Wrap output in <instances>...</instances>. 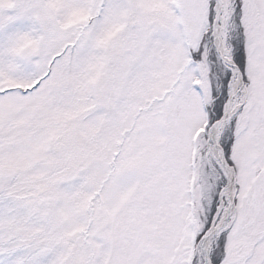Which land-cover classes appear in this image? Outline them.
<instances>
[{"label": "snow or ice", "instance_id": "1", "mask_svg": "<svg viewBox=\"0 0 264 264\" xmlns=\"http://www.w3.org/2000/svg\"><path fill=\"white\" fill-rule=\"evenodd\" d=\"M0 264H264V0H0Z\"/></svg>", "mask_w": 264, "mask_h": 264}]
</instances>
